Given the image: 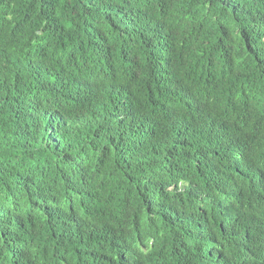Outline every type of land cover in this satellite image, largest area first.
Returning <instances> with one entry per match:
<instances>
[{
  "label": "trees",
  "instance_id": "16d2710c",
  "mask_svg": "<svg viewBox=\"0 0 264 264\" xmlns=\"http://www.w3.org/2000/svg\"><path fill=\"white\" fill-rule=\"evenodd\" d=\"M0 264H264V0H0Z\"/></svg>",
  "mask_w": 264,
  "mask_h": 264
},
{
  "label": "bare ground",
  "instance_id": "6f19581e",
  "mask_svg": "<svg viewBox=\"0 0 264 264\" xmlns=\"http://www.w3.org/2000/svg\"><path fill=\"white\" fill-rule=\"evenodd\" d=\"M78 56V55H77ZM90 73V72H89ZM109 73V72H108ZM91 74V73H90ZM80 78V77H79ZM82 78V77H81ZM73 79H75V78H73ZM90 79V78H89ZM235 213V212H234ZM19 234V233H18ZM12 238V237H11ZM22 238V237H21ZM188 239V238H187ZM17 241H19V239L17 240ZM181 248H182V246H181ZM119 255V254H118Z\"/></svg>",
  "mask_w": 264,
  "mask_h": 264
}]
</instances>
